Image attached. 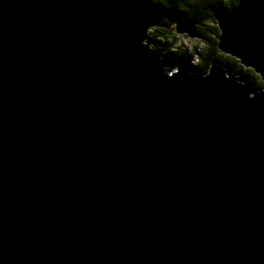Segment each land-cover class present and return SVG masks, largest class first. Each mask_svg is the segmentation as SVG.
Here are the masks:
<instances>
[{
  "label": "water",
  "instance_id": "water-1",
  "mask_svg": "<svg viewBox=\"0 0 264 264\" xmlns=\"http://www.w3.org/2000/svg\"><path fill=\"white\" fill-rule=\"evenodd\" d=\"M162 15L0 0V264H264V88L167 69L145 43ZM215 19L264 82V22Z\"/></svg>",
  "mask_w": 264,
  "mask_h": 264
},
{
  "label": "trees",
  "instance_id": "trees-1",
  "mask_svg": "<svg viewBox=\"0 0 264 264\" xmlns=\"http://www.w3.org/2000/svg\"><path fill=\"white\" fill-rule=\"evenodd\" d=\"M159 9L161 24L148 33V45L152 56L167 69L177 65H187L189 71L206 74L216 63L231 72L242 83L256 89H263L264 82L252 70L243 67L232 56L223 54L218 48L219 29L215 16L220 13H238L245 18H255L264 22V7L252 0H150ZM172 18L193 19L202 35L206 51L195 65H191L194 55L186 50L174 49L178 35L172 28ZM198 57V55H197Z\"/></svg>",
  "mask_w": 264,
  "mask_h": 264
},
{
  "label": "rangeland",
  "instance_id": "rangeland-1",
  "mask_svg": "<svg viewBox=\"0 0 264 264\" xmlns=\"http://www.w3.org/2000/svg\"><path fill=\"white\" fill-rule=\"evenodd\" d=\"M172 28L174 33L178 35V42L175 44L174 49H180V51L186 50L188 53L194 55L193 60L191 61V65H195L197 60L205 54L206 48L204 43L202 42V37L191 38L187 34H178L175 30V22L172 20ZM197 27V24H196ZM151 31V30H150ZM202 36V35H201ZM145 43H148L145 41ZM198 55V57H197Z\"/></svg>",
  "mask_w": 264,
  "mask_h": 264
}]
</instances>
